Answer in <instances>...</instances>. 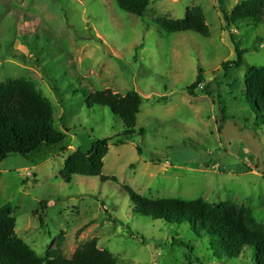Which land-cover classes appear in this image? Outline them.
I'll return each mask as SVG.
<instances>
[{
    "label": "rangeland",
    "instance_id": "1",
    "mask_svg": "<svg viewBox=\"0 0 264 264\" xmlns=\"http://www.w3.org/2000/svg\"><path fill=\"white\" fill-rule=\"evenodd\" d=\"M149 1L137 16L114 0H0V83L34 85L66 133L0 162V206L12 205L16 234L41 257L62 234L67 258L95 237L116 264H256L251 248L228 258L187 224L140 216L122 185L150 199L232 201L264 223V115L244 80L250 66L264 65V18L227 26L224 13L239 0ZM196 5L208 36L167 33L154 21L183 19ZM235 44L246 50L244 62L225 70ZM199 68L203 82L189 89ZM107 88L144 98L135 126L142 136H119L122 122L107 106L87 105L89 93ZM103 137L102 175L116 181L74 175L64 182V159Z\"/></svg>",
    "mask_w": 264,
    "mask_h": 264
},
{
    "label": "trees",
    "instance_id": "2",
    "mask_svg": "<svg viewBox=\"0 0 264 264\" xmlns=\"http://www.w3.org/2000/svg\"><path fill=\"white\" fill-rule=\"evenodd\" d=\"M119 8L129 14L142 16L149 0H114ZM264 18V0H239L229 14L224 13L227 26L241 21L260 23ZM155 23L167 33L193 31L202 36L209 35L202 7L196 5L187 10L183 19L156 17ZM246 52L235 44L236 58L222 63L227 70L241 66ZM247 94L264 115V65L250 66L245 72ZM203 82L202 68L189 89ZM143 97L135 90L125 95L111 89L91 92L86 97L88 106H107L122 122L123 130L118 134L129 138L143 135L136 131V116L140 112ZM257 109L253 112L257 115ZM256 119H259L256 116ZM66 138V133L55 128L51 101L38 92L34 85L23 78L0 83V162L10 154L26 155L41 145H55ZM108 137L95 138L88 151L76 150L63 161L60 177L71 182L72 176L99 177L116 181L115 176L102 175L103 159L108 152ZM134 205L133 211L140 216L162 220L168 224H187L197 239L207 238L215 254L228 258L239 257L245 248L253 250L256 264H264V223L258 221L252 209L232 201L210 204L202 198L184 200L180 198L150 199L138 194L127 184L122 185ZM41 205L46 206L42 200ZM42 212L39 221L45 216ZM10 203L0 206V264H116L118 259L107 249L97 246V238L79 245L71 257L63 255L62 234L55 248L46 256H39L15 232V218Z\"/></svg>",
    "mask_w": 264,
    "mask_h": 264
}]
</instances>
